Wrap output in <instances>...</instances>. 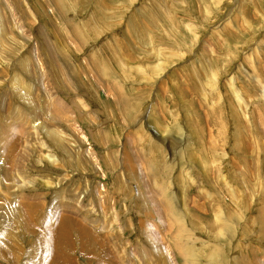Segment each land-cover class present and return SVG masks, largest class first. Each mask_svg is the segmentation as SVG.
<instances>
[{
    "label": "rangeland",
    "instance_id": "1",
    "mask_svg": "<svg viewBox=\"0 0 264 264\" xmlns=\"http://www.w3.org/2000/svg\"><path fill=\"white\" fill-rule=\"evenodd\" d=\"M263 222L264 0H0V264H264Z\"/></svg>",
    "mask_w": 264,
    "mask_h": 264
},
{
    "label": "bare ground",
    "instance_id": "2",
    "mask_svg": "<svg viewBox=\"0 0 264 264\" xmlns=\"http://www.w3.org/2000/svg\"><path fill=\"white\" fill-rule=\"evenodd\" d=\"M155 135V134H154ZM158 136V135H157ZM175 137V136H174ZM159 138H161L160 136H159ZM254 177V176H253ZM46 183H50L49 181H45ZM219 212V211H218ZM215 214V213H214ZM181 216V215H180ZM264 223V222H263ZM190 256V255H189Z\"/></svg>",
    "mask_w": 264,
    "mask_h": 264
}]
</instances>
